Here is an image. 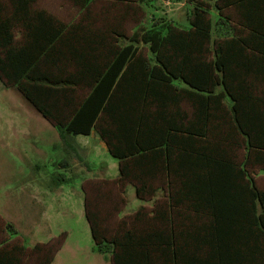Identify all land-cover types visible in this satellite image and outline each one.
I'll list each match as a JSON object with an SVG mask.
<instances>
[{
    "label": "trees",
    "instance_id": "1",
    "mask_svg": "<svg viewBox=\"0 0 264 264\" xmlns=\"http://www.w3.org/2000/svg\"><path fill=\"white\" fill-rule=\"evenodd\" d=\"M36 1L0 0V78L55 124L67 154L85 161L77 136L95 129L119 160L115 181L133 183L142 199L167 188L156 215L169 225L110 239L86 197L97 250L114 264H264V190L247 169L264 166V95L255 87L264 82V0H187L190 28L140 21L129 35L66 23ZM71 1L88 9L95 0ZM213 9L229 25L217 37ZM184 212L188 222L170 216ZM27 249L1 240L0 264H27ZM47 252L42 264L54 260Z\"/></svg>",
    "mask_w": 264,
    "mask_h": 264
},
{
    "label": "rangeland",
    "instance_id": "2",
    "mask_svg": "<svg viewBox=\"0 0 264 264\" xmlns=\"http://www.w3.org/2000/svg\"><path fill=\"white\" fill-rule=\"evenodd\" d=\"M137 1L127 5L95 0L88 9H82L71 0H37L33 6L48 10L66 23L82 21L100 28L120 27L126 35L143 18L147 26L168 18L179 21L184 28L191 26L186 16L191 7L188 3L180 5L187 0H173L169 6L162 0H142L145 11ZM180 16L185 19L179 20ZM212 18L213 36L225 34L229 25L220 20L217 12ZM16 33L20 40L21 31L17 29ZM121 42L128 40L121 38ZM255 87L264 95V82H256ZM184 107L189 108L186 102ZM81 141L88 144L80 150L85 161L74 153L67 154L55 124L42 116L16 86L0 78V241L25 244L28 249L23 259L27 264H42L47 250H54L56 256L62 247V257L52 264H113L111 253L97 250L86 215V197L99 213L108 239L128 229L142 231L169 225L156 215L157 210L167 209L164 193L138 199L130 184L122 186L112 177L118 173L119 160L105 152L96 137H82ZM235 157L243 163L244 146L235 151ZM66 162L69 164L64 167ZM247 169L264 190V166L249 164ZM120 186L127 187L125 197ZM187 214L170 216L179 224L188 222ZM40 243L45 245L42 252L34 249Z\"/></svg>",
    "mask_w": 264,
    "mask_h": 264
},
{
    "label": "crops",
    "instance_id": "3",
    "mask_svg": "<svg viewBox=\"0 0 264 264\" xmlns=\"http://www.w3.org/2000/svg\"><path fill=\"white\" fill-rule=\"evenodd\" d=\"M181 4L180 5H185L186 3H188V5L190 6V7H192V4L190 3V2H186V1H182V2H180ZM137 4L145 11V7H144V5L142 4V0H140V1H137ZM147 11V10H146ZM161 10H157V12H160ZM165 13H167V11H164ZM213 12H217L215 9H213ZM186 16H187V18L189 19V11L187 10V13H186ZM169 20H172L174 23H176V24H178V22L177 21H175V20H173V19H171V18H168ZM185 19V16H180L179 17V20H184ZM143 24H145V25H149V24H147L146 23V18L144 19L143 18V20L141 21ZM88 136H94V137H96L97 139H98V144H99V146L101 147V148H104L105 149V152H107V153H110L109 152V149H108V146H107V144L105 143V141L100 137V135H99V133L95 130V129H93L92 130V132H91V134L90 135H83V134H80V135H78L77 136V140H78V142L81 144V146H82V148L83 149H86L87 148V145L88 144H86L85 142H83V141H81V138L82 137H88ZM87 141V140H86ZM118 168H119V166H118ZM118 176H119V169H118V173L116 174V175H114V176H112V177H114L115 179L116 178H118ZM108 177V176H107ZM103 179H105V178H103ZM131 185L132 186V191H134L135 192V186H134V184L132 183H128V185ZM128 185H127V187H128ZM127 187H125V189L122 191V196H124L125 197V191H126V193H127ZM159 191H161V193L163 194L164 193V197H166V194H167V188L165 187V186H162V187H160L159 189H158V191H157V193L159 192ZM135 196H136V193H135ZM137 197V196H136ZM138 198V197H137ZM138 199H141V198H138ZM53 229V228H52ZM53 231L55 232V230L53 229ZM57 235V233H54V235ZM62 250H64V247H62V249H60L59 250V252L57 253V255L55 256V258H54V260H53V262L52 263H54V261H56V259H58L59 257H62ZM113 261V260H112ZM51 263V264H52ZM114 264V263H113Z\"/></svg>",
    "mask_w": 264,
    "mask_h": 264
},
{
    "label": "built area",
    "instance_id": "4",
    "mask_svg": "<svg viewBox=\"0 0 264 264\" xmlns=\"http://www.w3.org/2000/svg\"><path fill=\"white\" fill-rule=\"evenodd\" d=\"M164 3H165V5H171L172 3H173V0H162Z\"/></svg>",
    "mask_w": 264,
    "mask_h": 264
}]
</instances>
